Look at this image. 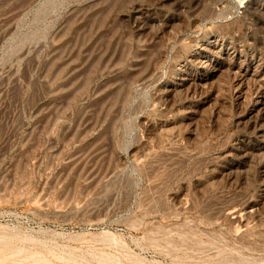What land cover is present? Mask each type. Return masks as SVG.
<instances>
[{"label": "rangeland", "instance_id": "obj_1", "mask_svg": "<svg viewBox=\"0 0 264 264\" xmlns=\"http://www.w3.org/2000/svg\"><path fill=\"white\" fill-rule=\"evenodd\" d=\"M45 1L0 0V264H264V157L224 158L262 143L255 87L168 92L206 72L223 0H65L36 26ZM261 8L214 30L252 66Z\"/></svg>", "mask_w": 264, "mask_h": 264}, {"label": "bare ground", "instance_id": "obj_2", "mask_svg": "<svg viewBox=\"0 0 264 264\" xmlns=\"http://www.w3.org/2000/svg\"><path fill=\"white\" fill-rule=\"evenodd\" d=\"M64 1L65 0L45 1L39 9L35 25L37 26L39 23H41L43 18L51 10L55 9ZM222 2V10L220 14L217 15V22L211 24V27L209 29L210 31L212 28H214L210 32V35L214 36V40H210L204 47L202 52L197 53L189 60V63L192 64V66H196L199 69H206V72H202L198 77H191V75L178 78V82L174 84L175 88L169 90L168 92L172 93L173 95L176 93V90H178V93H182L185 89L188 92H191L194 86L196 87V85L198 84L201 86H206L209 83L218 80L223 74L228 73L230 75L233 74L236 76L235 81L237 83V88L235 90V96L237 101L241 102L245 101L246 97L251 92L249 85H253L255 87V96L253 98L252 107L256 112V114L254 115V122L256 123V125L255 132L252 134V136L258 141H262V143H253V146L250 148L239 145L234 149V152L227 151L224 153L225 159H238V169L247 171V168L250 166L253 159L261 156L264 157V62L260 63L259 60V63L257 65L252 66L253 62L256 60V57L254 55L247 54V52L241 48L239 43L234 41L231 42L230 46L227 47V44L225 45L223 39L219 35H216L217 33L214 30L220 28L217 23L220 24V26L232 25L236 24L240 19L248 18L252 14L254 4H258L259 7L263 8L264 0H223ZM136 14H142V11L136 10ZM140 29H142V27H140ZM215 36H218V38H216ZM32 38L33 33L30 35H26L23 40H30ZM215 59L216 64L214 63L213 66L209 67L207 64L209 62H214ZM197 112L195 110L188 111V119L193 121L196 118ZM251 122H253L252 118H250V123ZM188 126L189 125H187V127ZM262 171L264 173V166L262 167ZM254 211L255 205L248 204L237 210L232 211L230 209L227 212V217H229L236 224L244 225L248 222L249 219L257 216ZM3 241L5 240L0 239V242Z\"/></svg>", "mask_w": 264, "mask_h": 264}]
</instances>
